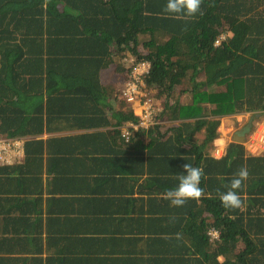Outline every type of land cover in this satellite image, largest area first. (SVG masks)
Returning <instances> with one entry per match:
<instances>
[{
    "label": "trees",
    "instance_id": "trees-1",
    "mask_svg": "<svg viewBox=\"0 0 264 264\" xmlns=\"http://www.w3.org/2000/svg\"><path fill=\"white\" fill-rule=\"evenodd\" d=\"M166 3L0 0V135L41 134L61 114L75 119L80 113L75 125L82 128H102L110 117L117 125L138 121L131 105L123 109L121 89L132 67L148 60L145 91L155 105L161 101L173 114L197 118L174 127L179 140L190 144L175 146L179 174L186 163L201 168L200 186L207 194L205 180L214 190L216 185L227 191L239 168L249 171L239 190L240 208L225 209L211 196L214 191L206 197L214 217L209 225L220 232L209 249L210 264H264V151L253 155L232 141L220 158L207 152L220 134V116L250 112L249 121L264 115V0H203V15L188 19L165 13ZM222 33L226 38L216 44ZM108 65L113 84L100 78ZM157 118L135 134L163 133L160 110ZM202 128L205 138L196 136ZM100 134H82L83 147ZM7 212L0 208L3 233L22 230L16 222L22 219ZM5 240L0 236L1 249Z\"/></svg>",
    "mask_w": 264,
    "mask_h": 264
},
{
    "label": "crops",
    "instance_id": "crops-1",
    "mask_svg": "<svg viewBox=\"0 0 264 264\" xmlns=\"http://www.w3.org/2000/svg\"><path fill=\"white\" fill-rule=\"evenodd\" d=\"M100 78L105 84L115 83L110 65L101 70ZM112 104L119 109V103ZM129 107L126 103L123 109ZM158 108L163 133L134 132L129 142L121 131L132 120L117 125L110 117V124L102 128H82L75 125L80 113L75 119L72 114L57 115L43 133L18 136L25 140V157L0 165V208L21 218L16 222L23 229L3 233L6 222L0 220V236L8 238L7 246L0 248V264H210L209 249L219 242L220 232L209 225L214 217L206 200L219 199V188L213 185L214 190L205 180L208 193L183 207H172L164 198L178 184L181 162L175 146L190 145L179 140L174 127L197 118L173 114L161 101ZM246 113L219 117L220 134L208 153L220 158L215 149L226 151L235 133L251 123L241 125ZM94 131L104 135L83 147L80 136ZM204 132L202 128L196 136L205 138ZM32 140L38 143L28 144ZM213 191L215 196H209ZM176 233L182 238L177 240Z\"/></svg>",
    "mask_w": 264,
    "mask_h": 264
},
{
    "label": "built area",
    "instance_id": "built-area-1",
    "mask_svg": "<svg viewBox=\"0 0 264 264\" xmlns=\"http://www.w3.org/2000/svg\"><path fill=\"white\" fill-rule=\"evenodd\" d=\"M226 38L222 33L216 44H220ZM151 70V62L141 60L137 62L127 74V80L121 89L122 99L134 109L138 116V121H131L125 126L121 135L129 141L133 132L140 128H148L158 123L157 111L159 108L155 105L153 99L145 91V77ZM254 130L245 139L246 150L259 155L264 151V115L254 124ZM225 154L223 147L215 149V156L221 157ZM25 157V140L21 137H9L0 135V164H14L22 161Z\"/></svg>",
    "mask_w": 264,
    "mask_h": 264
},
{
    "label": "clouds",
    "instance_id": "clouds-1",
    "mask_svg": "<svg viewBox=\"0 0 264 264\" xmlns=\"http://www.w3.org/2000/svg\"><path fill=\"white\" fill-rule=\"evenodd\" d=\"M202 3L203 0H167L163 11L184 19L193 18L197 14L203 15L201 10ZM0 165L9 166L13 164ZM183 169L184 171L178 176V184L164 193V198L170 202L172 207H183L189 200L198 202L205 194L204 189L200 186L204 175L203 170L199 167H194L190 163L184 164ZM248 177L249 171L247 167H241L233 174V179L230 185L227 186V191L217 190L219 200L225 209L241 207L242 201L239 190L242 189ZM170 220L174 221L175 217H171ZM181 238L182 234L176 233V239L179 240Z\"/></svg>",
    "mask_w": 264,
    "mask_h": 264
},
{
    "label": "water",
    "instance_id": "water-1",
    "mask_svg": "<svg viewBox=\"0 0 264 264\" xmlns=\"http://www.w3.org/2000/svg\"><path fill=\"white\" fill-rule=\"evenodd\" d=\"M250 127H251V123H249L244 129L235 133V135L233 137V141L238 142V143H244L245 142V135L250 130Z\"/></svg>",
    "mask_w": 264,
    "mask_h": 264
},
{
    "label": "rangeland",
    "instance_id": "rangeland-1",
    "mask_svg": "<svg viewBox=\"0 0 264 264\" xmlns=\"http://www.w3.org/2000/svg\"><path fill=\"white\" fill-rule=\"evenodd\" d=\"M247 115H248V114L246 113V114L242 115L241 117L239 116V117L242 119V121L240 122L241 125H244L245 123L248 122L249 116H247ZM240 118H239V119H240ZM258 120H259V117H254V118L251 119L252 124H251V127H250L249 134L251 133L252 130H254V127H255L254 124H255ZM249 134H248V136H249ZM227 140H228V142H229V141H232V138H228ZM227 140H226V141H227ZM228 142H227V143H228ZM244 143H245V142H244Z\"/></svg>",
    "mask_w": 264,
    "mask_h": 264
}]
</instances>
